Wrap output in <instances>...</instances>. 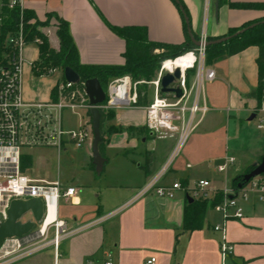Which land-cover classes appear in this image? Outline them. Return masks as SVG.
Instances as JSON below:
<instances>
[{
  "label": "crops",
  "instance_id": "1",
  "mask_svg": "<svg viewBox=\"0 0 264 264\" xmlns=\"http://www.w3.org/2000/svg\"><path fill=\"white\" fill-rule=\"evenodd\" d=\"M181 2L195 42L202 33L207 38H222L230 28L264 16L263 9L236 6L264 3V0ZM25 4L38 21L52 14L49 24L41 29L53 48L58 47L55 16L68 22L83 64L124 63L125 41L105 21L121 27H145L151 42L191 41L173 0H25ZM257 55V46H249L209 65L214 70V79L203 81L200 91V101L208 110L157 181V185L164 186L175 181L181 183L182 189L173 198L157 196L154 191L138 195L160 173L174 147L173 139L157 140L150 135L143 107L114 108L112 117L103 122L101 171L95 165L94 169L90 167L94 164L91 143L81 149L66 144L60 151L34 148L49 150L57 160L69 148L82 155L76 175L65 185L59 173L54 178L46 173L29 175L32 157L25 153L31 165L24 171L31 179L58 182L63 188L75 187L76 192L57 199L56 216L64 222L67 231L57 248L49 243L50 229L53 232L49 228L44 239H34L28 246L48 242L43 249L29 252L11 264H145L150 256L156 258V264H264V201H258L255 195L242 203V219L225 223V238L231 252L224 261L220 251L221 234L214 230L222 222V216L214 207L205 211L200 227L186 230L183 226L184 208L198 179L209 180L212 192L220 191L231 186L234 177L258 165L264 155V131L256 128L255 119L259 105ZM25 56L28 61L36 60L38 52L28 47ZM30 76H33L32 84ZM44 77L34 76L30 65L27 68L25 65L22 81L25 100L46 101L51 97L57 78L46 85ZM188 81L190 85L194 82L192 72ZM151 101L148 97L147 103ZM72 113L77 114L78 120L74 125H64L67 129L77 128L90 119L84 111ZM251 115L254 116L250 120ZM227 156L234 157V162L225 172H218L217 164ZM53 217L54 208L50 203L42 225H37L32 232L41 227L46 229ZM28 219L29 215L23 221Z\"/></svg>",
  "mask_w": 264,
  "mask_h": 264
},
{
  "label": "built area",
  "instance_id": "2",
  "mask_svg": "<svg viewBox=\"0 0 264 264\" xmlns=\"http://www.w3.org/2000/svg\"><path fill=\"white\" fill-rule=\"evenodd\" d=\"M27 10L25 0H0V34L5 30L0 43V223L6 219L7 209L14 199L40 198L44 204V219L50 203L54 208V217L46 229L41 227L21 238H6L0 246V264H11L29 252L43 249L48 242L42 241L32 248L28 246L34 239L40 241L44 239L49 228H53L49 243L57 248L59 240L67 232L64 222L58 220L56 216L57 199L59 196L68 197L76 192L75 187L63 188L58 182L31 179L21 166L24 150L47 147L60 151L66 144L81 149L92 143L93 139L90 119L72 129L65 128L63 121L65 110L87 113L93 107L84 91V81L80 80L78 83L66 81L63 70L53 68L48 75L43 76L56 75L54 97L51 96L46 101L25 100L22 87L24 67L28 63L32 68L35 61L27 60L25 50L33 45L38 52V47L42 43L41 37L37 35L29 38L28 25L34 24L37 19L27 18ZM12 13L16 14L14 22ZM197 41L194 49L161 64L156 78L151 82L154 94L150 103L136 106L137 86L142 81H132L129 76H124L109 81L105 90L106 99L98 105L99 110L104 111L117 107H143L145 126L154 138L174 140L168 162L160 173L138 192V195L154 191L157 196L173 198L175 192L182 189L179 181L168 186L157 185V181L166 173L189 134L208 110L205 103L200 101L201 84L203 81L213 80L215 73L205 60L207 36L202 33ZM180 58L185 59L183 64L175 63ZM176 69L180 70V76L174 79L170 87L179 88L180 97H175L173 92L160 91L161 77L165 73L173 74ZM188 72H192L194 77L191 85L188 81ZM255 119L256 128L264 131V95L255 110ZM233 162L234 157H224L216 169L218 172H225ZM209 187V180L198 179L189 195L197 199H211L218 191L212 192ZM219 192L221 197L214 209L221 214L222 222L216 224L214 230L221 234L220 251L224 261L231 252V245L225 238V223L244 217L242 203L251 195H255L258 201H264V174L251 178L238 189L225 186ZM145 264H156V258L148 257Z\"/></svg>",
  "mask_w": 264,
  "mask_h": 264
},
{
  "label": "trees",
  "instance_id": "3",
  "mask_svg": "<svg viewBox=\"0 0 264 264\" xmlns=\"http://www.w3.org/2000/svg\"><path fill=\"white\" fill-rule=\"evenodd\" d=\"M91 1V0H90ZM226 0H218L219 3ZM178 7L183 18V28L187 31V24L185 16L188 18L187 11L181 2V0H173ZM236 6H252L264 10V3L255 4H241ZM52 16L48 13L44 21H38L32 25H28L29 38L39 36L42 39V43L38 47V57L34 61L31 68L34 76L48 75V72L53 68L63 70L65 67L72 68L80 76L81 81H85L90 78H97L104 90H106L109 81L115 77L129 74L134 81H150L154 72L160 67V61L164 57H173L184 51L192 50L195 48L194 43L186 40L182 44H163L157 42H151L147 39L146 29L142 26H115L105 24L109 29L123 38L126 44L124 52V63L122 65H93L80 63L78 58V52L73 42L71 34L69 32L68 22L60 17L56 18V30L55 34L58 41V47L53 48L49 45L47 36L44 34L41 28L49 24V19ZM26 17H34L32 11H26ZM13 21L16 18V14L12 13ZM189 21V19H188ZM264 16L249 21L237 28H230L227 34L222 37L230 36V38L217 42L221 37H208L209 44L206 47L205 60L207 65H211L225 57L232 56L238 52L246 49L249 46H257L258 55L256 58L257 64V95L258 102L260 103L264 90ZM256 23L253 27L247 28L241 33H237L240 29L248 27L249 25ZM40 28V29H38ZM237 33V34H235ZM5 30L1 31L0 43L4 38ZM161 46L165 52L160 55V58H156L157 55H153L152 51ZM191 72H188L189 75ZM55 87L51 90V96L55 95ZM148 102V91L146 83L144 85L137 86V102L136 106H145ZM101 113V130L103 122L112 117V110L104 111L100 109ZM90 120V114L87 112ZM102 136V131H101ZM103 139L99 143V151H102ZM24 157V156H23ZM22 157L21 166L24 171L31 165L30 158L28 156ZM94 169V164L90 166ZM253 167L246 169L242 174L237 175L231 181V186L234 189H238L245 182L243 181V175L250 172ZM264 174V173H263ZM221 192H217L214 196L208 199H192L187 201L184 208L183 226L186 230H192L202 225L204 213L207 209L215 206L220 200Z\"/></svg>",
  "mask_w": 264,
  "mask_h": 264
},
{
  "label": "water",
  "instance_id": "4",
  "mask_svg": "<svg viewBox=\"0 0 264 264\" xmlns=\"http://www.w3.org/2000/svg\"><path fill=\"white\" fill-rule=\"evenodd\" d=\"M177 2V0H176ZM187 24L188 34L192 42L197 45L198 41H194L189 29V21L185 16ZM264 22V21H262ZM256 23L249 25L243 29H240L237 33H241L247 28L253 27ZM235 33V34H237ZM230 38V36L222 37L217 42L224 41ZM209 42H207V45ZM180 70L176 69L173 74L165 73L160 79V91L162 93L173 92L175 97L181 96V90L179 88L170 87L174 79L179 78ZM63 77L66 81L78 83L80 82V76L70 67L63 69ZM84 91L88 96L90 104L93 106L89 110L91 117V126L93 132V139L91 143L92 160L97 171H101L103 167L104 159L99 152V143L102 140L101 136V113L98 105L103 103L106 99L105 90L101 86L97 78H90L84 81ZM254 115H251V120ZM152 135V133H150ZM264 173V155L258 165H256L250 172L243 175V181L247 182L251 178ZM241 187V186H239ZM188 201H192L191 197H188ZM44 204L40 198L34 197L27 200L14 199L10 202L7 209L6 219L0 223V246L6 238L29 235L37 225H42L44 221ZM25 215H29V219L23 221Z\"/></svg>",
  "mask_w": 264,
  "mask_h": 264
},
{
  "label": "rangeland",
  "instance_id": "5",
  "mask_svg": "<svg viewBox=\"0 0 264 264\" xmlns=\"http://www.w3.org/2000/svg\"><path fill=\"white\" fill-rule=\"evenodd\" d=\"M29 47L35 48V46L31 45ZM165 52L164 48L161 46L156 47L153 51V55H157L156 58H160V55H162ZM186 53V51L177 54L176 56L173 57H164L160 61V66L161 64L168 60V59H175L178 56ZM181 61V60H180ZM177 63V62H176ZM27 66L29 64L27 63ZM160 67L154 72L153 76L151 77L150 81H145L141 80L142 82L139 85H144L146 83L147 86V91H148V97L149 99H152V93L154 92V86L152 85V81L156 78L158 71ZM124 76H129L132 81H134L129 74H124L118 77H115L113 79L119 78V77H124ZM31 81L30 83L32 84L33 81V76H30ZM45 84L48 85L49 83H53L56 79V75H49L45 76L44 78ZM112 80V79H111ZM78 117L77 114L74 115L70 110H65L63 112V121L64 125H71L77 123ZM25 153L30 154L32 157V165L30 169H28V174L31 175L32 173H38L39 175L43 174H48L49 176H52L53 178L56 177L57 173L60 175L61 183L64 185L69 181L70 178L74 177L76 175V166L80 164L81 162V154H78L76 150L73 148H69L65 153L60 155V158L57 160V158L50 152L49 150H44V149H26L24 150ZM178 156V155H177ZM176 156V157H177ZM169 177H173L172 174L169 175ZM27 216V215H25ZM51 230V235H52V229Z\"/></svg>",
  "mask_w": 264,
  "mask_h": 264
},
{
  "label": "bare ground",
  "instance_id": "6",
  "mask_svg": "<svg viewBox=\"0 0 264 264\" xmlns=\"http://www.w3.org/2000/svg\"><path fill=\"white\" fill-rule=\"evenodd\" d=\"M190 57V56H189ZM189 57H187V58H189ZM181 60V61H180ZM185 59L184 58H180V59H177L176 60V62H177V64H183V61H184ZM175 62V63H176Z\"/></svg>",
  "mask_w": 264,
  "mask_h": 264
}]
</instances>
